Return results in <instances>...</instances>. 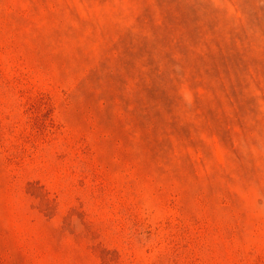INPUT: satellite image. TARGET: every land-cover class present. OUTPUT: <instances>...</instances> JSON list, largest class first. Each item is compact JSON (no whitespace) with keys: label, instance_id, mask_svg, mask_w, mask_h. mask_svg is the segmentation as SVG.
<instances>
[{"label":"rangeland","instance_id":"obj_1","mask_svg":"<svg viewBox=\"0 0 264 264\" xmlns=\"http://www.w3.org/2000/svg\"><path fill=\"white\" fill-rule=\"evenodd\" d=\"M0 264H264V0H0Z\"/></svg>","mask_w":264,"mask_h":264}]
</instances>
